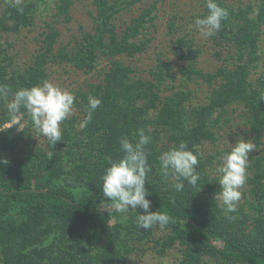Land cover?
Wrapping results in <instances>:
<instances>
[{
  "label": "trees",
  "instance_id": "16d2710c",
  "mask_svg": "<svg viewBox=\"0 0 264 264\" xmlns=\"http://www.w3.org/2000/svg\"><path fill=\"white\" fill-rule=\"evenodd\" d=\"M0 2L5 4L0 13V36L33 24L39 1ZM74 2L60 0L56 21L69 20ZM217 2L230 15L211 38L222 48L233 47L236 57L235 61L233 56L220 58L216 76L199 71L202 50L189 33H180L182 28L174 17L167 23L168 44L170 51L183 62L175 64L161 52L153 73L155 82L133 79L131 84L126 82L131 67L115 62L106 72L105 87L88 83L87 89H75L77 100L73 108H78L79 119L73 116L63 123L62 140L54 148L46 137L36 133L27 116L21 121L22 127H8V112L5 102L0 100V161H8L0 163V257L5 264H64L65 257L57 243L65 237L75 246H80L81 240L105 239L104 248L96 255H89L86 264H128L129 256L145 253L148 243H153L152 248L162 256L179 248L180 264H201L204 257L216 264H264V220L260 216L253 218L250 228L252 218L243 211L225 214L216 199L218 191L209 172L210 160L202 153L203 144L214 138L212 118L217 112L224 114L229 105L236 103L244 104L247 109L256 132V145L263 144L260 139L264 137V81H252L251 68L263 54L259 41L264 33V0H254L245 6H235L231 0ZM92 3L95 7L90 10V17L95 23L94 33H88L77 47V54L85 56L89 63L81 64L76 55L69 58L64 48L57 50L59 30L49 22L41 45L22 68L8 70L14 60H19L11 51L16 47L12 43L1 44L0 84L15 92L48 80L49 70L55 64L69 63L76 70L92 69L98 51L114 58L145 50L148 40L141 37L155 20V5L142 9L126 29L118 31V16L131 9L135 1L93 0ZM203 4L205 12L194 19L207 15L206 0ZM254 10H259L257 15H253ZM204 74L205 82L212 84L216 80L222 84L210 90L208 102L202 104L198 102L196 87L191 89L189 83H200ZM124 87L126 91H121ZM163 93L167 94L162 96ZM89 96L100 98L102 104L93 114L92 122L80 128L87 115ZM70 130L73 136L67 133ZM140 130L150 137L146 150L152 172L146 185L150 195L146 198L151 201L152 211L166 212L173 221L157 238L156 232H161L158 227L140 229L136 217L125 218L119 212L100 207L104 200L100 178L108 166V158L122 157L120 140L138 139ZM181 141L198 154L201 180L197 187L186 183L184 190L177 192L160 172L159 157ZM50 152L54 154L52 159ZM249 171L253 195L262 202L264 156L256 158ZM137 212L143 214L142 209ZM111 215L116 218L113 225L109 222ZM48 232L50 235L45 238ZM68 260L73 261L67 264L77 261L72 256Z\"/></svg>",
  "mask_w": 264,
  "mask_h": 264
},
{
  "label": "rangeland",
  "instance_id": "374dc122",
  "mask_svg": "<svg viewBox=\"0 0 264 264\" xmlns=\"http://www.w3.org/2000/svg\"><path fill=\"white\" fill-rule=\"evenodd\" d=\"M13 2H22L24 0H11ZM39 1V8L35 14L34 22L31 26L22 28L21 31L15 33H2L0 36V46L1 44L12 43L15 44L16 50H11L19 60H14L11 66H8V70L18 69L25 66L27 60L31 57V54L35 52L41 45L40 40L42 39V34L45 32L46 24L53 22L56 29L59 30V38L57 42V50L64 48L65 53L69 58L71 56H78L81 59V64L89 63L88 59L84 56H79L78 46L82 41V38L86 37L88 33H94V20L90 17V10L93 8V0H74V5L71 9L68 21H56V7L60 4V0H36ZM135 4L131 9L121 13L116 24L118 26V31H123L126 29L127 25H130V20L138 15L140 11L144 8L150 7V5H155V20L153 23L149 24L148 28L144 31L142 39H147L148 43L143 52L137 53L135 55H120L117 57H109L105 55L102 51L97 52V56L93 63L94 68H88L85 70H76V68L66 63L64 65H53L49 70L50 77L49 81L60 86L63 89L69 90L74 93L75 89L82 87L87 89L88 83H97L105 87L106 72H108L115 62H122L124 65L130 66L132 72L130 73L129 79L126 78V82L131 84L133 79H141L144 82L151 81L155 82L153 77L154 71L157 69V57L161 52L164 53L165 58L170 59L173 63L178 64L183 61L178 60L176 55L170 51L169 48V36L167 35V23L174 17L178 19L177 25L182 29L180 33H189V37H194L195 45L202 50L201 56L198 60V69L203 73H212L216 76L217 66L221 64L220 58H226L233 56L235 61V51L234 48L228 46L227 48H222L212 38H203L198 30L194 26V17L205 12V7L203 0H134ZM254 0H231V3L235 6H245L248 2ZM257 1V0H255ZM5 4L0 2V13L4 10ZM63 19V18H62ZM264 31V26H263ZM259 50L262 54V59L258 61L259 63L253 65L251 68L252 81L255 79H260L264 81V33L260 36ZM84 58L86 60H84ZM201 75L200 84L197 82H190L189 87L192 89L196 87L198 102L204 104L208 102L207 97H209L208 92L215 88L217 84H222L220 81H214L209 84L204 81L205 75ZM198 77V76H196ZM177 81H175V86ZM125 90L126 87L120 89ZM170 94V91H167ZM167 93H163L162 96ZM76 105V103H74ZM244 104L236 103L231 104L226 108L223 113H216L214 118L211 120L212 132L214 133V138L205 142L202 146V153L206 159H209V172L215 187V190H221L219 185V175L216 173L215 169L220 164V157H222L226 152L231 150L232 145L239 139H243L245 142L251 140L254 144V150L249 153V166L247 169V179L246 183L240 189L242 193L241 200L238 203L237 210L243 211L252 218L250 221V228L253 226V221L255 217H259L264 220V201L259 202L255 199L252 192V187L248 178L251 177V172L249 171L251 163L256 159L264 156V137H261L263 144L256 145V132L253 131V127L249 120L248 112H246ZM154 110H152L153 112ZM73 116L79 119L78 108H73V114L68 118L71 119ZM11 126V124H7ZM65 128V127H64ZM62 128V129H64ZM154 128V126H152ZM71 136H73L71 130L68 131ZM19 151L15 152L18 155ZM81 155V152H79ZM166 182L173 187V180L171 177H167ZM217 201L222 205V201L217 198ZM223 206V205H222ZM105 210V209H104ZM239 212V211H238ZM120 213V212H119ZM123 214L125 218L136 217L137 213H120ZM109 222L113 225L116 223V218L111 215L109 216ZM160 230L159 228H157ZM161 231V230H160ZM163 232H156L155 237L157 238ZM49 232L45 234V238H48ZM80 246H75L71 239L67 237L62 238L58 241L60 247L61 255L64 258V264L69 261L67 258L73 257L77 260L75 264H86V259L89 255L98 254L105 246L106 241L103 238H95L90 240H81ZM148 249L146 252H138L129 256L128 264H180L181 263V253L179 248H174L166 252L165 255H159L156 250L152 247L153 243L147 244ZM150 246V248H149ZM0 264H5L4 259L0 257ZM201 264H216L214 260H210L208 257H204Z\"/></svg>",
  "mask_w": 264,
  "mask_h": 264
},
{
  "label": "clouds",
  "instance_id": "9594fccd",
  "mask_svg": "<svg viewBox=\"0 0 264 264\" xmlns=\"http://www.w3.org/2000/svg\"><path fill=\"white\" fill-rule=\"evenodd\" d=\"M207 15L197 17L194 26L199 34L205 38L215 36L222 28V23L228 19L230 13L227 8L221 7L217 0H206ZM259 10H254L257 15ZM11 95V99L9 96ZM0 100L5 102L8 112V122L13 126H20L27 116L40 136L46 137L53 146L62 140V125L73 114L74 103L77 100L75 93L63 89L49 80L30 88H20L11 92L8 85L0 84ZM102 100L96 96H89L86 109L87 115L80 122L79 127L85 128L93 120V114L101 106ZM23 110V111H22ZM138 139L124 137L120 140V150L123 153L118 159L108 158V166L101 175L102 193L104 200L100 207L105 210H114L120 213L143 214L135 218L140 229L158 227L165 230L172 221V217L161 210L152 211V204L148 197L146 185L152 166L148 162L149 152L146 146L150 137L143 130L138 132ZM254 144L239 139L231 150L220 157V164L215 169L219 175L221 190L216 199L222 201L225 214L235 213L242 193L240 189L246 183L249 166V153L254 150ZM53 153H49L52 159ZM160 172L164 177H171L173 187L177 192L183 191L186 183L197 187L201 174L197 170L200 159L197 153L189 150L184 141L164 152L159 157ZM7 164V160L0 161ZM229 219L234 217L229 216Z\"/></svg>",
  "mask_w": 264,
  "mask_h": 264
}]
</instances>
